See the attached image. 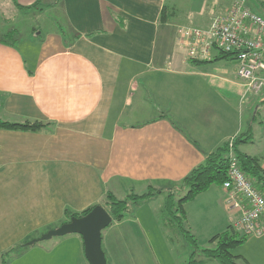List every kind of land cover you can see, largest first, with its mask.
Returning <instances> with one entry per match:
<instances>
[{
  "label": "crops",
  "instance_id": "obj_1",
  "mask_svg": "<svg viewBox=\"0 0 264 264\" xmlns=\"http://www.w3.org/2000/svg\"><path fill=\"white\" fill-rule=\"evenodd\" d=\"M234 1L0 0V119L49 123L39 131L0 127V262L11 247L59 227L67 210L104 205L108 193L165 188L232 137L245 133L243 143L251 141L244 110L227 98L231 91L243 99V81L209 68L218 53L190 60L180 38L182 28L207 27ZM37 11L56 17L46 29L31 26V35L23 34ZM262 96L250 94L245 105L260 104ZM240 151L264 169V152ZM168 192L131 205L103 231L108 264H186L189 243L181 242L179 256L164 226ZM188 202L186 223L200 246L205 241L192 220L208 221L209 242L224 231L212 228L216 213L227 216L223 186ZM228 210L235 224L240 211L229 204ZM42 242L9 264H90L79 234ZM235 248L239 264H264V235Z\"/></svg>",
  "mask_w": 264,
  "mask_h": 264
},
{
  "label": "built area",
  "instance_id": "obj_2",
  "mask_svg": "<svg viewBox=\"0 0 264 264\" xmlns=\"http://www.w3.org/2000/svg\"><path fill=\"white\" fill-rule=\"evenodd\" d=\"M180 38L190 60H212L219 49L218 54L234 56L238 77L248 93L242 100L250 94H264V14L235 0L226 12L213 16L207 27L182 28ZM228 141V178L222 186L230 209L240 211L234 227L248 236L264 235V189L258 188L242 169L235 137Z\"/></svg>",
  "mask_w": 264,
  "mask_h": 264
},
{
  "label": "trees",
  "instance_id": "obj_3",
  "mask_svg": "<svg viewBox=\"0 0 264 264\" xmlns=\"http://www.w3.org/2000/svg\"><path fill=\"white\" fill-rule=\"evenodd\" d=\"M254 1V0H253ZM259 7L264 10V3L256 0ZM37 4L33 7H36ZM166 10L161 20H166ZM17 39L13 43H15ZM230 56L226 53L219 55L218 59H229ZM235 60V58H234ZM206 62V61H204ZM237 63V61L235 60ZM49 123L42 121H25V122H9L0 119V127L9 129H24L39 131ZM247 141L245 133L240 136H235V152L241 162L242 169L247 175L254 178L258 188L264 189V169L259 158L250 156L241 152L238 146L241 142ZM229 167V141L219 147V149L207 156L204 163L199 164L181 181L170 184L165 188H151L146 193H132L124 199L117 198L113 193H108L103 206L112 215L113 222L121 221L129 212L131 205L137 204L150 196L162 193L164 190H169L165 201V219L164 226L179 237L180 242L186 240L191 249L190 256L186 264H208L210 260H217L220 264H239L238 257L232 250L249 236L237 230L234 225H229L223 232L216 234L210 240L213 246L200 248L198 239L188 229L186 223V211L184 203L195 199L200 193L206 191L214 184L223 185L227 180V172ZM177 189V192H174ZM184 193V194H183ZM98 205V204H97ZM96 205H92L81 212L69 213L67 210V219L72 217L83 216L89 213ZM112 222V223H113ZM173 241H176L174 238ZM27 240L10 249L6 250L1 257L0 264H9L13 258L19 256L27 248Z\"/></svg>",
  "mask_w": 264,
  "mask_h": 264
},
{
  "label": "rangeland",
  "instance_id": "obj_4",
  "mask_svg": "<svg viewBox=\"0 0 264 264\" xmlns=\"http://www.w3.org/2000/svg\"><path fill=\"white\" fill-rule=\"evenodd\" d=\"M231 1L232 0H222V4L226 5V4H229ZM241 1H243L245 4H247L248 6L253 8V10L255 12L264 14V11L259 6H257V4H255L252 0H241ZM204 12L205 11L202 10V11H200L199 14L201 15ZM52 15L54 17H56V13L54 11H51L49 13H46V12L41 13L40 11H37L36 17H30V18L26 19V21L24 22V24L21 27V30H22L21 32L25 35H27V34L31 35V33H32L31 26L43 27L44 29H46L47 27L51 26V22L53 21ZM5 27H7V25H5ZM192 27H198V26L195 25ZM217 53H221L220 49L217 50ZM208 65H209L210 69L213 68V69L219 71L220 73H225V74H227V76L235 77L238 79V74H237L238 73V65H237V63H235L232 60L220 59V60L211 62ZM244 88H245V90L243 91L242 97L246 98L248 93H246L245 83H244ZM227 94H228L227 98H229L228 101H233L239 107V109H241L242 115H243V110L245 112L243 115V120H244L243 131L246 132L249 129V126L252 127V132H251L252 133V139H251V141L247 142V143L242 142L239 145L240 150L247 151V152L251 153V155L262 154V152H264V100L262 102H260V104H258V105L248 107L247 105H245L246 102L244 100L240 99L239 95H236L235 93H233L231 91L228 92ZM249 97H250V95H249ZM252 179L254 180V178H252ZM254 183H255V180H254ZM255 185L258 186L256 183H255ZM151 188H153V187H151ZM130 192H131V190H128L126 192H122L123 194L125 193V195H121V197L118 196V198H120V199L125 198L127 196V194H129ZM135 192H141V189L137 188L135 190ZM158 194H160V193H158ZM116 195H117V193H116ZM155 195L156 194H154V196ZM222 196H223V193H222ZM209 201L214 202V198L210 197ZM198 203L199 202H196V204H194V205H197ZM224 211L227 215L226 217H224L219 212L215 214V219H214V223H213L212 228L214 226H217V225L219 227H218V229L217 228L213 229L214 230L213 234H215L216 232H218L220 230H225L227 228V226H229V225H234V222H233V214L234 213H232L230 210H228V204H225ZM207 224H208L207 220L198 221V219H195V220L191 221V225H192L193 229L197 232V234L200 236V240L205 241V243H201L202 247L200 246V248H207V247L213 246L212 242H209V239H207V238H209L208 233L211 232V230H207V227H206ZM108 229L109 228H107V230H105L104 233H106L108 231ZM166 229H168V228H166ZM168 230H170V229H168ZM42 235H40V236H42ZM64 236H66V235H64ZM60 237H63V236H55L49 240H43L42 243H52L53 241L59 240ZM168 237H169L171 243L176 246V248L179 252V256H183V253L185 252V247L181 244V242H180L181 239H179V237L177 235H174L171 231H170V234L168 235ZM174 238L176 239V241H173ZM210 238H212V237L210 236ZM82 241H83V238H82ZM164 241H165V243H168V241L165 237H164ZM83 245H84V243H83ZM238 251L239 250L237 248H234L232 250L233 253H237ZM216 262H218V261H216ZM241 264H243V263L241 262Z\"/></svg>",
  "mask_w": 264,
  "mask_h": 264
},
{
  "label": "water",
  "instance_id": "obj_5",
  "mask_svg": "<svg viewBox=\"0 0 264 264\" xmlns=\"http://www.w3.org/2000/svg\"><path fill=\"white\" fill-rule=\"evenodd\" d=\"M113 222L112 215L102 204L96 205L86 215L72 217L59 227L49 230L42 236L31 239L27 245H33L55 236L80 234L83 238L84 252L90 264H108L103 249V231Z\"/></svg>",
  "mask_w": 264,
  "mask_h": 264
},
{
  "label": "bare ground",
  "instance_id": "obj_6",
  "mask_svg": "<svg viewBox=\"0 0 264 264\" xmlns=\"http://www.w3.org/2000/svg\"><path fill=\"white\" fill-rule=\"evenodd\" d=\"M234 59V58H233Z\"/></svg>",
  "mask_w": 264,
  "mask_h": 264
}]
</instances>
